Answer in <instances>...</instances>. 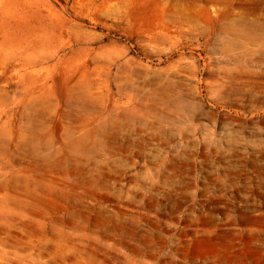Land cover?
I'll return each instance as SVG.
<instances>
[{"label": "rangeland", "instance_id": "374dc122", "mask_svg": "<svg viewBox=\"0 0 264 264\" xmlns=\"http://www.w3.org/2000/svg\"><path fill=\"white\" fill-rule=\"evenodd\" d=\"M0 264H264V0H0Z\"/></svg>", "mask_w": 264, "mask_h": 264}]
</instances>
